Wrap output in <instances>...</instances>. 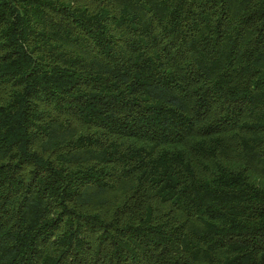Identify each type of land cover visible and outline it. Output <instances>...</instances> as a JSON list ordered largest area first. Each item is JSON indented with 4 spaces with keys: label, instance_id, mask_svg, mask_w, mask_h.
<instances>
[{
    "label": "trees",
    "instance_id": "1",
    "mask_svg": "<svg viewBox=\"0 0 264 264\" xmlns=\"http://www.w3.org/2000/svg\"><path fill=\"white\" fill-rule=\"evenodd\" d=\"M0 264H264V0H0Z\"/></svg>",
    "mask_w": 264,
    "mask_h": 264
}]
</instances>
